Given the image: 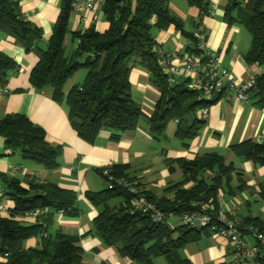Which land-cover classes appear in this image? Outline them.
Segmentation results:
<instances>
[{"label":"trees","instance_id":"trees-1","mask_svg":"<svg viewBox=\"0 0 264 264\" xmlns=\"http://www.w3.org/2000/svg\"><path fill=\"white\" fill-rule=\"evenodd\" d=\"M72 2L60 0L46 48L34 47L38 60L30 70L29 83L36 90L49 88L53 100L65 102L70 124L80 138L93 143L100 129L106 128L112 131L111 138L118 140L120 133L135 129L144 116L153 135L161 137L171 120H180L185 112L207 105L196 99L198 93L188 89L185 81L169 85L153 52L157 45L153 29L181 26L179 19L170 12L169 0H104L99 9L109 23L108 28L100 32L91 24L83 31L70 32L77 45L66 55L64 39L69 33ZM186 2L204 14L208 12L205 0ZM224 19L239 23L250 32L252 41L246 61L264 64V0H247L243 4L242 0H228ZM0 32L13 36L26 45L27 50L32 39L42 38L41 29L22 17L14 0H0ZM189 38L192 44L186 51L196 52L193 34H189ZM134 61L148 69L159 92L149 116L132 98L129 72ZM15 67V60L0 50V90L7 85ZM81 67L87 69L85 78L65 94L64 84ZM251 97L258 105L264 106V71L255 76ZM199 127V124H193L182 128L178 124L175 135L178 138L191 137ZM0 138L5 149L19 152L25 160L48 169L58 165L60 145L50 144L44 129L24 114L13 113L0 118ZM231 149L245 160L264 166V142L245 140L231 145ZM167 161L171 169L175 163L184 173L181 181L167 187L172 195L154 197L143 192L165 216L178 218L171 225L155 223L148 215L134 210L130 194L122 187L108 188L106 183L103 190L84 193L93 206L100 207L92 225L102 242L116 247L121 256L138 264H154V259L159 256L165 258L166 264H192L189 259L181 257L179 251L187 243L211 233L204 228L187 227L180 220L181 214L194 209L193 204L208 202L210 198L215 200L223 186L228 188L229 194L246 187L242 173L216 152L196 155L193 159ZM106 169L115 177H127L117 170V166ZM206 172L211 173L208 178L204 177ZM102 177L106 181L105 176ZM233 179L239 183L235 187L237 190L232 188ZM188 182L192 184L186 186ZM26 184L0 172L2 195L12 202L9 214L0 216V255H4L0 264H79L83 250L77 245V236L58 231L52 237H41L37 247H24V241L39 236L45 228L40 223L24 224L17 219L36 209H47L46 219L58 212L78 216L75 191L51 181L26 180ZM260 196L264 198V184L260 187ZM117 197L123 202L110 206V200ZM236 223L239 227L255 226L264 231V221L259 217L246 216Z\"/></svg>","mask_w":264,"mask_h":264},{"label":"crops","instance_id":"crops-1","mask_svg":"<svg viewBox=\"0 0 264 264\" xmlns=\"http://www.w3.org/2000/svg\"><path fill=\"white\" fill-rule=\"evenodd\" d=\"M14 1L17 2L22 17L41 29L42 38L32 39L27 50V46L16 41L13 36L0 32V50L16 62L6 85L8 91H0V118L13 113L26 115L44 129L46 140L50 144L60 145L61 151L57 158V167L48 169L23 159L19 152L5 149L3 139L0 138V172L20 179L25 186L26 180H36L51 181L71 189L76 193L75 206L79 210L78 216H66L58 212L48 219L46 215L36 219L27 215L18 216L17 219L24 224L40 223L45 228L39 236L24 241V247H37L41 237H52L60 231L78 237L77 245L83 250L79 264H138L121 256L116 247L102 242L92 225L100 207L89 202L85 191L105 189L106 181L98 170L117 166V170L134 180L142 191L154 197L164 194L171 196L172 193L166 190L167 187L181 181L184 173L175 163L171 165V169L167 160L193 159L196 155L207 152H216L224 157L226 163H232L236 171L242 173L246 185L234 194H229L228 188L223 186L216 199L210 198L208 203L217 211H231L238 221L246 216L259 217L264 221V216L259 213L264 209V198L260 196V187L264 184V166L245 160L231 149V145L245 140L264 142V106L258 105L254 97L246 102L234 99L214 102L204 119L199 118L198 109L187 111L180 120H171L161 137L153 135L144 116L143 120L140 118L135 129L120 133L118 140L111 138V130L102 128L94 142L89 143L80 138L72 128L65 102L53 100L49 88L36 90L29 83L30 70L38 60L34 47L38 45L42 49L46 48L58 16L60 0ZM246 1L242 0V4ZM205 2L208 7L206 14L188 5L186 0H169L170 12L179 19L181 26L179 28L170 25L166 29H153L152 34L157 45L171 53L186 51L192 44L189 34H193L196 25L200 23L206 33L208 47L221 56L223 65L230 69L236 79L249 81L264 71V64L246 61L245 56L252 41L250 32L241 24L224 19L228 0ZM91 24L100 32L109 26L101 9L87 23L80 20L77 12H72L68 23L69 33L64 39V50L69 42L71 50H65L66 55L77 45V40H72L70 32L83 31ZM86 73L85 67L79 68L64 84V93L67 94L73 85L80 84ZM129 82L134 102L149 116L159 98L150 72L138 61H134L130 65ZM171 122L172 126L169 125ZM178 124L182 128L193 124H199L200 127L191 137L178 138L175 135ZM210 175V172H206L204 177L208 178ZM191 184L192 182H188L186 186ZM238 184L236 179L232 180V188L235 189ZM114 199L110 200V206L123 202L122 198ZM253 200L255 205L260 206L254 207L251 212L250 205ZM0 204L7 211L12 206L7 196H0ZM244 206L248 213L242 214L240 211ZM179 253L192 264H229L232 260L228 240L209 233L203 234L195 242L187 243ZM154 264H166V260L159 256L154 259Z\"/></svg>","mask_w":264,"mask_h":264},{"label":"built area","instance_id":"built-area-1","mask_svg":"<svg viewBox=\"0 0 264 264\" xmlns=\"http://www.w3.org/2000/svg\"><path fill=\"white\" fill-rule=\"evenodd\" d=\"M103 2L104 0H73L72 8L78 13L80 20L87 23ZM193 36L196 52L171 53L158 45L153 48L167 83L176 85L185 81L188 89L198 93L196 99L207 103L198 109L200 119L206 118L210 105L219 100L248 101L252 95L255 77L249 81L236 79L230 69L223 65L221 56L208 47L202 24L196 25ZM0 91L6 93L7 86ZM100 172L105 176L108 188L119 186L130 194L134 210L148 215L155 223L173 224L172 218L165 216L134 180L128 177H115L106 168H102ZM0 196H3L1 187ZM193 205L194 209L181 214V222L189 228H204L213 235L226 238L232 254L229 264H264V231L255 226L239 227L231 211H217L208 202ZM5 213L9 214V210L0 204V216H7ZM47 213V209H36L29 211L27 216L36 219Z\"/></svg>","mask_w":264,"mask_h":264},{"label":"rangeland","instance_id":"rangeland-1","mask_svg":"<svg viewBox=\"0 0 264 264\" xmlns=\"http://www.w3.org/2000/svg\"><path fill=\"white\" fill-rule=\"evenodd\" d=\"M70 46H71V43H70V42H69L68 44L66 43V45H65V50H66V52H69V51L71 50V49H70ZM141 120H143V117L141 118ZM172 124H173V122H171L169 125L172 126ZM120 198H121V197H117V198H115V199L120 200ZM115 199H114V200H115ZM257 205L260 206V204H256V205H255V201H254V200L251 201L250 211L253 212L254 209H255L254 207H257ZM260 208H261V207H260ZM258 211H259V210H258ZM258 211H257V212H258ZM240 213H242V214L248 213L247 207L244 206L243 209L240 211ZM249 213H250V212H249ZM259 213H260V215L264 216V209H261V211H259ZM172 219H174L176 222H177V220H178V218H177L176 216L173 217ZM2 260H4V255H3V256L0 255V261H2Z\"/></svg>","mask_w":264,"mask_h":264}]
</instances>
